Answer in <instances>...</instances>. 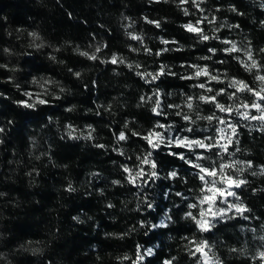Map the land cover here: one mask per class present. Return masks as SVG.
I'll use <instances>...</instances> for the list:
<instances>
[{
	"label": "trees",
	"instance_id": "obj_1",
	"mask_svg": "<svg viewBox=\"0 0 264 264\" xmlns=\"http://www.w3.org/2000/svg\"><path fill=\"white\" fill-rule=\"evenodd\" d=\"M201 8L203 12L191 0L187 4L180 0H0V65L6 66L0 67V128L4 129L0 132V264H132L138 245L141 251L153 250L142 264H164L173 257L172 264H196L183 239L194 235L215 243L213 251L222 264H264L255 241L256 233H264V130L259 121H240L246 127L239 130L240 143L235 147L240 150L232 156L252 162L251 168L239 172L247 184L237 192L251 210L245 215L253 219L237 217L218 224L211 233H199L184 213L195 212L186 205L196 202L200 181L193 175L195 170L167 154L171 149L159 153L162 179L150 186L127 183L121 168L138 164L136 157L147 146L139 137L118 142L114 134H143L158 119L178 128L185 122L175 111L195 115L182 107L165 109L169 114L157 117L151 103L140 101L142 95H151V89L159 85L162 104L184 106L187 96L213 94L192 87L205 82V77L180 78L192 74L188 64L206 65L209 72L220 75L222 83L208 84L213 90L227 87L232 78L260 87L255 70L247 72L229 55L220 51L212 55L207 50L228 45L219 40L202 42L183 26L202 16L215 17L214 24L203 25L206 32L219 27L218 33L209 34L250 48L264 64L260 51L264 49V0H204ZM148 21H158L160 27ZM33 32L40 39H33ZM134 35L141 39H132ZM164 48L179 50L156 55ZM81 52L95 54L97 59ZM114 54L123 63L106 62ZM202 56L212 58L199 59ZM162 64L180 75L163 76L149 85L135 74L155 72ZM25 92L40 94L49 103L23 107L18 102L27 99ZM245 97L251 102L250 94L241 95ZM217 99L236 103L226 96ZM197 106L204 113L215 110L195 100ZM230 119L235 123L239 118L234 113ZM68 124L77 129V136L81 131L87 135L86 126L91 125L93 139L68 138ZM172 170L178 178L163 179ZM179 177H186L187 183ZM116 180L121 183L114 184ZM69 186L75 191H68ZM177 191L188 199L177 197ZM148 200L154 208H147ZM165 213L172 217L168 227H145L159 224Z\"/></svg>",
	"mask_w": 264,
	"mask_h": 264
},
{
	"label": "snow or ice",
	"instance_id": "obj_2",
	"mask_svg": "<svg viewBox=\"0 0 264 264\" xmlns=\"http://www.w3.org/2000/svg\"><path fill=\"white\" fill-rule=\"evenodd\" d=\"M180 3L187 4L189 3V0H180ZM191 3L200 12L204 11V9L201 8V4L204 3V0H191ZM182 10L185 15L190 14L187 8ZM232 10L236 11L234 7ZM148 22L155 23L156 27H160V23L158 21ZM205 23L209 25L214 24L215 17L209 19L207 16H202L197 19L195 23L189 22L183 27L189 33L195 34L202 42L219 40L221 43L228 45L226 48L217 49L215 47H210L207 50L212 55H215L217 51L229 55L232 59L237 60L247 72H253L255 70L257 73L255 79L260 82V87L254 88L244 80L232 78L228 80L227 87L213 90L211 87H208V84L212 81L222 83L220 75L209 72L206 65L201 66L199 64L187 65L188 68L194 70L190 75H180L178 73H174L168 66L163 64L160 65L155 72L137 71L135 74L149 85L160 80L163 76L180 75V78L184 80H193L205 77V82L193 84L192 87L203 89L208 93H213L212 95L200 94L195 97L187 96L184 106L179 104H162L159 85H157L155 88L151 89V95H142L140 97V101L142 103L152 104L151 112L157 117H166L169 113L165 109L168 108L182 109V107H186L190 112H198V106L194 107L195 100L213 105L215 111H212L211 115H197L193 118L192 115L186 114L182 110H178L175 111V115L180 117L181 120L185 122L178 128H174L173 124L167 122L162 123L158 119L156 123L151 128L145 130L143 134L135 131L130 133L120 131L118 134H114L116 135V140L118 142L127 141L130 137H139L146 142L147 151L136 157V160L139 161L138 164H134L132 167H129L127 164L121 165L123 172L126 174V182L131 185L143 188L150 186L156 180L162 179L158 171L157 158L159 153L166 149H171V151L167 152L169 156L178 158L185 166L195 170L193 175H195L196 179L200 181V195L195 197L196 202L187 203V208L195 210V212H185L184 218L190 219L195 224L199 233H211L218 224L235 220L237 217L246 221L253 219L250 215H245V213H250L251 210L244 204L237 192L238 189L243 188L247 184V181L234 174L235 172L242 173L245 168H251L252 162L231 160L230 158L240 150L238 147H235L240 143L239 130L241 127H246V125H243L240 121H259L261 129L264 130V75L259 74L261 71H264V64L260 63L253 57V53L250 48H239L236 43L229 39L221 38L215 34H209L218 33L219 27L216 29H209L208 32H206L203 27ZM234 27H239V25H234ZM30 35L33 39H40L39 35L35 32ZM132 39L140 40L141 37L134 35L132 36ZM162 43L169 44L170 42L168 40H162ZM171 43H176V41H172ZM37 47H41V45H37ZM145 50L149 54L152 52L151 49L146 48ZM169 50L178 51L179 49L164 48L156 52V55H160L162 52H167ZM96 51L99 52L100 49L97 48ZM133 51H135V49H133ZM260 51L264 52V49H260ZM234 53H239L240 55L233 56L232 54ZM80 54L88 57L90 60L97 59L95 54L89 55L87 52H81ZM211 58L212 56H202L199 59L210 60ZM106 62L118 64L123 63V60L114 54L110 61ZM218 63L223 64L225 61L219 60ZM0 67L6 66L0 65ZM135 67L139 68L140 65H136ZM128 68L132 69L133 65L129 64ZM69 71H71V69ZM74 75L79 77L80 73L76 72ZM33 83H37V81L33 80ZM47 83H50V81L45 82V84ZM41 88H43L44 91H47L45 85H41ZM61 91H63V89H61ZM244 93L250 94L252 97L251 102H249L247 97L241 99V95ZM24 95L27 99L19 101L18 103L26 108H35L36 103L41 105L49 103L48 100L41 98L40 94L25 92ZM225 96L228 100L236 102L235 106L232 104L221 103L220 100L217 99V97L223 98ZM55 98L59 99V97ZM67 111H72V108L67 109ZM216 111L224 113L228 119H226L225 116H217ZM253 112L256 114H253ZM234 113L235 117L239 118L235 123L232 119H230L233 117ZM197 120H206L209 122V125H212V122L215 121V125L212 126L211 129L200 131L198 127L193 126L196 125ZM125 127H127V123L125 124ZM86 128L88 129L87 135H84V132L81 131L79 136H77V129L72 124H68L66 126V134L70 139H93L92 133L95 129L92 128L91 125L86 126ZM3 131L4 129L0 128V132ZM173 131L175 134H173ZM96 147L105 148V145L98 144ZM230 148L233 150L229 151ZM113 150L116 151L117 149L114 148ZM153 153H156L157 155L154 157ZM207 153H211L212 155H207ZM119 154L123 156V150H119ZM226 156L229 157V160L227 161L225 160ZM128 159H131V157H128ZM240 165H244V167H241ZM146 168L149 170L146 171ZM251 174L256 175L255 172H252ZM177 178L178 172L176 170L170 171L163 177V179L172 180ZM179 179L182 182L187 183L186 177H179ZM113 183L120 184L121 181L116 180L113 181ZM68 191H75V189L69 186ZM175 195L183 200L188 199L184 193L180 191L175 192ZM146 206L147 208L152 209L154 208V202L148 200L146 202ZM109 207H112V205H109ZM176 207H179V205H176ZM171 221V215L165 213L164 220H162L159 224L149 223L145 225V227L166 228L168 227V223ZM252 231H255V229H252ZM183 239L188 241L185 247L190 256L196 257V264H222L220 257L213 251L215 248L214 242H210L206 238L197 239L195 235L192 238L183 237ZM262 239H264V237H262ZM29 243H31V241H29ZM141 248L142 246H137L136 259L132 262V264H142L145 260V256L153 255L152 249L149 248L141 251ZM33 251H39V249H34ZM229 251L236 252L237 249L230 248ZM258 257L261 261H264V251L259 252ZM124 259H129V257L126 256ZM175 259L176 258L173 257L172 260H166L164 264H172Z\"/></svg>",
	"mask_w": 264,
	"mask_h": 264
},
{
	"label": "rangeland",
	"instance_id": "obj_3",
	"mask_svg": "<svg viewBox=\"0 0 264 264\" xmlns=\"http://www.w3.org/2000/svg\"><path fill=\"white\" fill-rule=\"evenodd\" d=\"M238 47V46H237ZM246 46H243L242 48H245ZM240 48V47H239ZM243 58V57H242ZM194 71V70H193ZM212 111H215V110H211L209 112H202V111H198V112H195V115H192L193 118H195L197 115L199 116H207V115H211L212 114ZM216 115L217 116H225V114L223 113H220L218 111H216ZM226 119H228V117L225 116ZM215 125V121L212 122V125H209V122L206 121V120H197L196 121V125H193L194 127H198V129L200 131H203L205 129H211L212 126ZM207 155H212L211 153H207ZM215 158V157H214ZM231 160H237L236 158L234 157H231L230 158ZM225 160H229V157H225ZM241 167H243L244 165H240ZM236 176L239 175V172H235L234 173ZM239 177V176H238ZM231 199V198H230ZM255 241H256V248H257V251L258 252H261V251H264V239H262V237H264V233H256L255 234Z\"/></svg>",
	"mask_w": 264,
	"mask_h": 264
}]
</instances>
